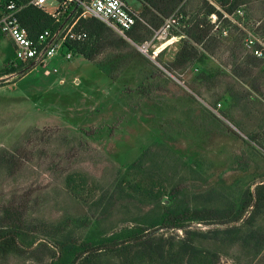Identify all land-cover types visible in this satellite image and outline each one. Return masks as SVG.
I'll use <instances>...</instances> for the list:
<instances>
[{
    "label": "rangeland",
    "instance_id": "374dc122",
    "mask_svg": "<svg viewBox=\"0 0 264 264\" xmlns=\"http://www.w3.org/2000/svg\"><path fill=\"white\" fill-rule=\"evenodd\" d=\"M245 1V20L253 30L264 21V0ZM128 4L136 13L143 9L139 0ZM45 7L56 13L60 5L48 0ZM204 11V0H188L186 21ZM181 33L180 27L169 37ZM180 40L157 43L148 55L134 44L107 49L93 61L59 54L47 68L31 63L0 77V206L25 197L31 229L19 238L22 252L0 256V264L63 263L55 241L60 228L78 246L151 222L168 198L153 204L130 183L153 182L155 191L166 194L179 190V203L191 207L237 208L257 195L264 184V100L252 90L253 80L234 76L228 39L212 48L200 70L168 71L165 65L173 61ZM5 41L1 68L15 53ZM257 72L264 89V69ZM231 95L233 100L224 103L222 97ZM251 135L259 140L252 142ZM70 176L75 183L69 184ZM252 209L239 222H192L188 229L241 226L237 243H200L217 255V264H264V248L258 251L253 240L244 241L251 230L264 238V213L249 227ZM164 234L179 239L185 231ZM103 257V264L120 262Z\"/></svg>",
    "mask_w": 264,
    "mask_h": 264
},
{
    "label": "trees",
    "instance_id": "16d2710c",
    "mask_svg": "<svg viewBox=\"0 0 264 264\" xmlns=\"http://www.w3.org/2000/svg\"><path fill=\"white\" fill-rule=\"evenodd\" d=\"M10 0H0V9L4 8ZM19 6H23L19 18L31 37H36L45 30L56 31L74 11L75 31L87 33L88 38L81 43H66L65 47L74 54L82 55L87 60L93 61L107 49L121 50L132 46L125 38L119 36L114 30L103 22L92 17H81L82 9L76 4H71L63 14L61 22L56 20L47 12L45 5L41 8L30 4L32 0H13ZM62 0H57L60 3ZM143 9L139 13L140 19L134 27L127 32V37L136 44H142L151 39L154 30L159 29L164 20L176 11L187 16L186 7L188 0H139ZM216 2L228 13L232 14L236 9L246 3L245 0H216ZM205 11L196 20L185 21L182 28L184 37L180 41L181 47L175 54L173 61L165 65L170 72L183 71L194 66L198 70L213 55L214 50L224 44V39L231 42L227 58L231 64H235L234 76L240 79L253 80L252 90L261 95L264 100V89L262 88V74L258 69H264V60H260L248 51H245L243 44V33L238 34L231 31L227 38H223L214 31V26L209 22L208 16L217 12L216 8L204 0ZM219 13V12H218ZM221 15V13H219ZM79 17V18H78ZM72 22V21H71ZM233 33V34H232ZM234 35V36H233ZM4 35L0 31V43ZM12 43L9 42L7 49L11 51ZM15 54H8L0 67V77L22 71L28 64L19 62L15 67ZM1 66V65H0ZM205 70H201L204 72ZM223 96V102L232 99ZM235 99V98H234ZM249 139L257 142L259 136L251 135ZM264 142V141H263ZM69 184L76 182L74 176L68 177ZM150 183V184H149ZM143 187L142 183L129 184L134 192H143L153 204H158L167 197L164 210L146 225L126 228L113 233L108 239L100 241H85L78 246L70 242L71 235L65 233V229H57L55 241L61 250V264H103V256H114L120 260L118 264H217V255L202 245L206 241H219L221 243H237L238 237L243 230L242 227H231L228 229L196 231L188 229L189 224L210 225L214 223L226 224L227 220L239 222L247 211H252L248 218L252 227L255 219L264 213V184L259 185L256 196L249 195V200L241 201L237 208L227 207L215 209L213 207H191L189 203H179L175 189L167 193L163 190L155 191V184L149 182ZM118 187L120 194L123 191ZM117 193V192H116ZM114 198V195L111 199ZM111 203V202H109ZM110 205H104L102 215L109 210ZM29 201L14 198L11 202L0 206V256L7 257L11 253H20L19 238L24 232H29L30 224L27 225V214ZM254 229V228H253ZM162 230V231H161ZM184 230L185 236L176 239H166L165 231ZM259 232L251 230L244 238L246 243L253 240L258 251L264 248V238L259 237ZM202 242V243H200Z\"/></svg>",
    "mask_w": 264,
    "mask_h": 264
},
{
    "label": "built area",
    "instance_id": "2783aa9c",
    "mask_svg": "<svg viewBox=\"0 0 264 264\" xmlns=\"http://www.w3.org/2000/svg\"><path fill=\"white\" fill-rule=\"evenodd\" d=\"M47 1L32 0L30 4L41 8ZM205 1L217 10V12H213L208 16L209 22L214 26V31L223 38L229 37L232 30L243 33L245 50L247 49L246 51L260 60H264V21L257 22L255 28L251 30L247 26L246 12L243 7L230 14L216 0ZM71 4H76V9L81 8L83 10L81 17H92L103 22L118 35L134 44L145 55H148L151 47H154L157 43H162L161 45L168 44L167 42L173 43L184 37L183 32L181 36L169 37L175 29L185 27L187 16L185 17L184 13L178 10L166 18L159 29L154 30L150 40L142 44H136L127 37V32L134 27L137 20L141 19L139 13L131 9L128 0H62L56 13L47 12L59 23ZM22 9L23 6H19L13 0L8 1L7 4L5 3L4 8L0 9V31L4 35V39L9 40L13 45L15 67L21 62L47 68L48 62L59 54H63L64 58L70 60L73 58L74 52H67L68 48L65 47V44L81 43L88 38L87 33L75 31L74 26L77 19L74 20V11L56 31L45 30L33 38L21 24L19 14Z\"/></svg>",
    "mask_w": 264,
    "mask_h": 264
},
{
    "label": "crops",
    "instance_id": "0c3cea01",
    "mask_svg": "<svg viewBox=\"0 0 264 264\" xmlns=\"http://www.w3.org/2000/svg\"><path fill=\"white\" fill-rule=\"evenodd\" d=\"M5 40H7V39L2 40L1 43H0V53H2V50H1L2 49V46H6V45H4V44H6V41ZM0 56H2V55L0 54Z\"/></svg>",
    "mask_w": 264,
    "mask_h": 264
}]
</instances>
